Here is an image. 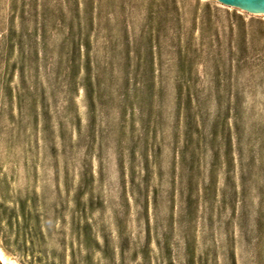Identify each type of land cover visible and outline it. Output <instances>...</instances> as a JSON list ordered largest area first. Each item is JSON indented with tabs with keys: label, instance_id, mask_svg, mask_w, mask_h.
Returning a JSON list of instances; mask_svg holds the SVG:
<instances>
[{
	"label": "rangeland",
	"instance_id": "obj_1",
	"mask_svg": "<svg viewBox=\"0 0 264 264\" xmlns=\"http://www.w3.org/2000/svg\"><path fill=\"white\" fill-rule=\"evenodd\" d=\"M0 251L264 264V15L0 0Z\"/></svg>",
	"mask_w": 264,
	"mask_h": 264
},
{
	"label": "water",
	"instance_id": "obj_2",
	"mask_svg": "<svg viewBox=\"0 0 264 264\" xmlns=\"http://www.w3.org/2000/svg\"><path fill=\"white\" fill-rule=\"evenodd\" d=\"M225 6L237 8L250 14L264 15V0H215Z\"/></svg>",
	"mask_w": 264,
	"mask_h": 264
},
{
	"label": "bare ground",
	"instance_id": "obj_3",
	"mask_svg": "<svg viewBox=\"0 0 264 264\" xmlns=\"http://www.w3.org/2000/svg\"><path fill=\"white\" fill-rule=\"evenodd\" d=\"M0 264H14V263L8 260L0 251Z\"/></svg>",
	"mask_w": 264,
	"mask_h": 264
}]
</instances>
